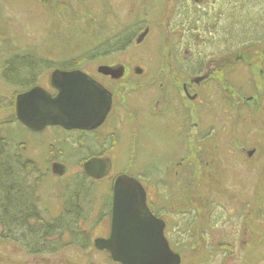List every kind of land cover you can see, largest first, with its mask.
I'll return each instance as SVG.
<instances>
[{"label":"rangeland","instance_id":"obj_1","mask_svg":"<svg viewBox=\"0 0 264 264\" xmlns=\"http://www.w3.org/2000/svg\"><path fill=\"white\" fill-rule=\"evenodd\" d=\"M55 1L0 0V61L15 52H34L61 61L102 46L117 33L128 36L140 24L150 23V34L143 44L86 60L80 66L93 71L95 64L123 60L128 67H145L147 81H152L157 71L170 75L178 68L166 55L169 44L177 46L174 52L187 56L194 65L201 62V69L197 67L193 74L206 75L195 85L200 100L198 126L207 136L200 139L204 149L198 155L202 174L187 189L196 208L189 206L188 215L182 204L186 192L181 177L174 181L168 196L172 195L181 210L167 221L170 246L180 254V264H264V0H83L87 6L82 10L78 0H63L62 4L61 0ZM172 5L176 8L167 25L162 14ZM167 37L168 43L164 44L161 40ZM249 38L257 42L245 41ZM218 62L225 65L219 67ZM49 70L38 78L39 86L48 87ZM188 77L177 73L178 84ZM18 90L0 73V132L9 143L22 142L25 156L36 161L38 172L44 173L36 194L41 216L52 219L63 211L66 199L78 186L72 181L83 172L77 164L78 156L85 157L106 142L94 130L64 132L46 126L34 131L17 120L5 123L11 119V109L6 106ZM140 96L138 88L127 96L137 110ZM136 126L131 125L132 138L124 135L120 140V154L124 155L114 159L113 172L92 182L89 192L82 190L79 195L81 213L87 216L80 218L76 226L88 236L86 247L70 243L57 251L32 254L16 242L0 239V264H120L108 251L92 244L95 237L106 236L109 229L102 204L105 195L110 196L112 176L124 173L144 185L154 175L162 177L169 160L171 164L181 160L187 167L191 163L189 156L182 154L146 155L147 148L162 146V141L144 133L145 124L135 134L136 128L132 127ZM173 137L176 142L181 134ZM51 156L69 164L66 174L49 173L46 159ZM192 213L198 216L190 225ZM190 226L195 227L192 236L188 233ZM63 239L69 241L67 234ZM226 243L233 248L221 247Z\"/></svg>","mask_w":264,"mask_h":264},{"label":"flooded vegetation","instance_id":"obj_2","mask_svg":"<svg viewBox=\"0 0 264 264\" xmlns=\"http://www.w3.org/2000/svg\"><path fill=\"white\" fill-rule=\"evenodd\" d=\"M55 1V0H54ZM63 0L60 1V3ZM83 0H78V8L79 10H82V8L86 7L87 4ZM85 1V0H84ZM56 2V1H55ZM176 5V4H175ZM175 5H172L169 8H164V12L162 14L163 19L165 20L166 24L170 25L172 22L170 20V14L173 9L176 8ZM180 10V9H179ZM182 14V13H181ZM183 18V15L181 16V19ZM134 22V21H132ZM175 22V21H174ZM167 28V27H166ZM150 31V23L144 24L143 26L140 24L138 26V29L133 33L129 34L128 36L124 33H117L116 36H113L111 38H108V40L103 43L101 46L102 48L100 51L106 52L105 55L100 52L97 56L93 57L95 59L96 57H102L105 58V56L115 55L120 52H125L128 50V48L138 47L139 45L143 44L146 39L149 36ZM161 41L164 42V44L168 43V37L165 39H162ZM159 42V41H158ZM100 46V45H99ZM95 48H99L98 46H94L91 50H95ZM177 50V46L174 47L169 44V49L167 51V57L170 59L172 58V61L174 60L177 63L178 68H175L172 71V74L165 75L166 72H156L155 76L152 77V81H147L146 78V68L142 66H136L131 65L127 66L125 61L123 60H113L109 59L105 62H102L101 64H95L92 69L93 71H88L86 69H83L82 64L84 62L79 63L77 65H73L72 67H65V66H54L51 67L47 74V84L48 87L44 88L47 92L51 94H55L56 90L54 87H51L49 82V77L51 70L58 69V70H73L78 69L83 71L84 73H87L91 78L94 80H97L107 91H110L111 93V105L109 108L108 114L104 118V120L98 125V127L93 129H87V130H94L95 132H99L100 134V140L104 141L105 146L93 150L90 153H88L85 157L78 156V162L77 164L80 165L82 170V164L87 161L91 157L96 158H109L110 159V169L108 170L107 174L103 177H100V179H94L91 176H87L88 180L90 179L92 182L100 181L103 178L108 177L113 172V163L114 159L117 160V158L122 157L124 154H120L123 151L120 150V140L124 135L130 136L132 138L133 130L130 134L131 125L136 124L135 134L138 131L139 127L143 128L144 126V133L150 134L152 140L154 139H160L162 141V146H158L157 148H147L146 155L150 154H162L163 156H166L165 153H169L172 155L171 157H175L177 155H184L189 156V160L191 163H189V167L185 165V163H182L183 161L179 160L176 163H172L169 160V164L167 167H165V172L162 177H158L157 175H154L153 179H149L147 183L142 185V188L145 192V200L148 206V209L152 212V214L156 217L162 220L164 222V228L163 233L167 239L168 244L170 245L171 241V235L169 236L168 233V218L172 215L177 216L180 214L181 207L174 203L175 199H172L171 190L173 189L172 186L174 184V181L181 177V187L185 189V197L182 198L184 200V203H182L186 209H188L189 206H192L194 208L195 202L194 198L192 196L187 195V189L190 188V186H193L197 183V181L200 179V175L202 174V164L199 163L200 159L198 155H200L203 151L200 147V139H207V136L205 135V132L201 131L198 126V109H197V102L200 101L197 100V93H196V87L195 85L197 83H201L204 81V79H198L195 81L196 77H202L205 78L206 75L204 74H193L195 69L198 67L203 66L201 62L195 63V65L192 63V60L188 58L187 56L180 57L177 52H174V50ZM89 51V50H88ZM186 51V47H184L182 53ZM112 53V54H110ZM109 54V55H108ZM171 63V62H170ZM219 63V62H218ZM222 63V64H221ZM218 64V66H224L225 63L221 62ZM102 67H110L113 69V74H105ZM119 67L120 69H123V73L120 75L116 74V70ZM181 67V68H179ZM181 74H187L189 77L185 79V81H182L178 84L177 79V73ZM151 74H148L149 76ZM142 77V78H141ZM145 77V78H144ZM144 78V79H143ZM130 79V80H129ZM129 80V81H128ZM39 85V84H38ZM155 87V88H154ZM137 88L139 91H141V106L139 110L136 107V104L133 103V101H129L127 96H130L132 93L137 92ZM153 91V92H152ZM152 92V93H148ZM128 116L130 119H128ZM134 120L135 123H132L131 121ZM64 132L67 131H87L84 129H67L63 128L58 125H54ZM52 126V127H54ZM177 134H181V138H179L176 142L174 141L173 136H177ZM159 149V150H158ZM192 156L193 159H192ZM32 160V158H29ZM47 160L48 166L46 167L49 173L55 175H64L67 172V167L69 164H65L62 160H59L58 158H53L52 156ZM77 161V158H76ZM54 164V166H52ZM173 165V166H172ZM54 168V169H53ZM188 169V170H187ZM64 170V171H63ZM84 172V170H82ZM65 172V173H64ZM50 173V174H51ZM85 173V172H84ZM122 173H116L112 176V183L113 178ZM112 183L110 187V196L109 198L107 195H105V198L103 200V210H107L108 208V221L110 219V208H111V197H112ZM148 184V188L145 186ZM158 197V200L155 198ZM177 203V200H176ZM189 209L187 211H184L186 215L189 214ZM185 216V214H183ZM197 213H192L191 218L192 221L190 225L192 224L195 219H197ZM109 224V222H108ZM110 225V224H109ZM188 228V233L192 236V234L195 233V227L190 226ZM109 231V229H108ZM108 234V232H107ZM106 234V236H108ZM105 236V237H106ZM172 248V247H171ZM173 249V248H172Z\"/></svg>","mask_w":264,"mask_h":264},{"label":"water","instance_id":"obj_3","mask_svg":"<svg viewBox=\"0 0 264 264\" xmlns=\"http://www.w3.org/2000/svg\"><path fill=\"white\" fill-rule=\"evenodd\" d=\"M102 68L105 74H113L112 68ZM122 73L118 67L116 74ZM197 78L203 76L195 81ZM49 82L55 94L39 85L15 94L14 116L26 128L42 131L58 125L64 129H93L108 114L110 91L87 73L53 69ZM109 169V158L91 157L82 164L85 174L94 179H100ZM113 179L108 236L95 237L93 246L108 251L120 264H180V254L163 233L164 222L148 209L141 183L124 173Z\"/></svg>","mask_w":264,"mask_h":264},{"label":"trees","instance_id":"obj_4","mask_svg":"<svg viewBox=\"0 0 264 264\" xmlns=\"http://www.w3.org/2000/svg\"><path fill=\"white\" fill-rule=\"evenodd\" d=\"M245 41H249L250 44L257 42L251 38ZM98 47L61 61L50 60L34 52H15L0 61L1 77L6 83L19 88L16 92L19 93L38 85V78L45 69L54 66L72 67L93 59L102 52L100 51L102 47ZM107 52L104 51L102 54L105 55ZM13 101L14 98L6 106L7 109H11V119L5 123L17 120L14 116ZM78 175L81 176L77 181L72 180L78 186L66 199L63 211L55 218L44 219L36 194L38 182L44 173L38 172L36 161L25 156L22 142L9 143L0 132V239L16 242L32 254L57 251L70 243L86 247L88 236L76 225L80 218L87 216L81 213L83 206L79 195L82 190L89 192L92 181L88 180L84 172ZM102 211L103 215L109 214L108 208ZM66 234L69 241L63 239ZM221 247L225 250L233 248L227 243Z\"/></svg>","mask_w":264,"mask_h":264}]
</instances>
